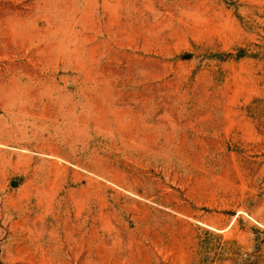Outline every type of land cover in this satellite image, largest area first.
<instances>
[{
	"label": "rangeland",
	"instance_id": "obj_1",
	"mask_svg": "<svg viewBox=\"0 0 264 264\" xmlns=\"http://www.w3.org/2000/svg\"><path fill=\"white\" fill-rule=\"evenodd\" d=\"M0 264H264V0H0Z\"/></svg>",
	"mask_w": 264,
	"mask_h": 264
},
{
	"label": "water",
	"instance_id": "obj_2",
	"mask_svg": "<svg viewBox=\"0 0 264 264\" xmlns=\"http://www.w3.org/2000/svg\"><path fill=\"white\" fill-rule=\"evenodd\" d=\"M189 55H186V57H188ZM17 181H14L12 184L14 185Z\"/></svg>",
	"mask_w": 264,
	"mask_h": 264
}]
</instances>
